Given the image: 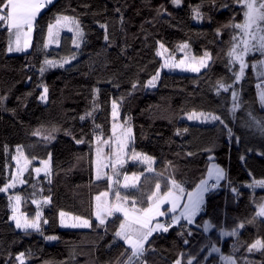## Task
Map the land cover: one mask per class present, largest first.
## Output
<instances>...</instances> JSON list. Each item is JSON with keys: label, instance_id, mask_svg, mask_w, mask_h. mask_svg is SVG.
I'll return each instance as SVG.
<instances>
[{"label": "trees", "instance_id": "1", "mask_svg": "<svg viewBox=\"0 0 264 264\" xmlns=\"http://www.w3.org/2000/svg\"><path fill=\"white\" fill-rule=\"evenodd\" d=\"M197 6L203 17L200 20L193 19L192 9ZM57 15L80 20L85 37L79 49L73 46L70 34L61 35L58 47H44L48 25ZM242 21V9L235 0H182L179 7L171 0H56L39 15L28 52L8 55L7 33L0 29V97H7L0 105V187L14 175L12 157L17 146H22L29 159L35 157L33 164L51 154V174L38 179L32 170L25 174L27 182L16 191L21 196V210L33 213V199L52 198L41 210L43 234H17L10 221L8 193L0 192V264H18L15 257L21 252L26 264H116L122 259L127 246L114 236L118 221L113 223V217L98 227L94 218V199L107 191L109 184L93 178V143L96 135L102 140L111 135L114 100L122 120L132 128V148L155 160L154 171L142 176L138 188L126 192L134 196L139 207L147 206V196L157 181L163 190L170 175L182 182L186 192L206 178L212 163L224 169L227 177L205 194L204 211L196 218L200 226H187L192 235L175 226L150 238L154 251L146 254L147 264H174L177 258L187 264L192 257L193 264H224L222 256H230L236 264H264V254L247 250L256 239L264 241V218L247 222L255 216L258 204L264 203V189L248 187L253 179H264V136L243 127L249 111L264 117L257 75L251 68L260 54L246 57L249 67L234 85L243 102L236 119L228 111L232 107L231 89L216 94L217 81L234 84V73L239 71L238 64H228L227 56L234 43L232 36L239 30L224 25ZM100 24L108 25L107 42ZM158 42L170 52L182 44H188L195 56L208 51L212 55L210 66L196 75L163 72L157 86L147 90L144 85L161 67ZM72 54L76 59L70 64L47 67L40 73L46 59L60 61ZM133 83L138 85L135 90ZM42 85L49 89L47 103L38 98ZM94 106L98 107L93 112ZM194 110L220 115L233 136L229 137L218 122L184 121ZM86 112H93L92 117L81 121L79 117ZM53 127L59 131L51 141L31 134L37 128ZM81 138L85 143L77 144ZM144 170L135 164L127 166L124 173ZM60 211L88 219L92 227L60 231ZM205 221L213 225L208 232L202 228ZM241 223L243 228H239ZM234 229L237 236L222 235ZM182 231L184 235L179 234ZM47 236L57 239L47 240ZM213 246L220 251L211 252Z\"/></svg>", "mask_w": 264, "mask_h": 264}, {"label": "snow or ice", "instance_id": "2", "mask_svg": "<svg viewBox=\"0 0 264 264\" xmlns=\"http://www.w3.org/2000/svg\"><path fill=\"white\" fill-rule=\"evenodd\" d=\"M54 0H0V29H3L7 33V47L8 53L12 52H26L32 43V35L37 24V17L41 11L47 6L53 4ZM174 6L179 7L182 0H171ZM235 2L241 7L243 13V21L240 23H230L224 25V27H231L238 29L239 33L232 36V43L227 56L229 57L228 64L239 65L238 73H234L235 81L234 84H225L223 80L217 81L216 94L219 96L221 90L225 93H229L232 101V107L228 110L232 119H236V112L242 107V101L240 99V92L235 88V84H239L241 79L245 75V69L249 67V63L246 61V57L255 53L260 54V59L251 64V68L257 71L258 77H264V0H235ZM227 7V5H225ZM119 12V9H116ZM193 19H202V14L199 7H193ZM123 18L121 17V21ZM104 29V40L109 41L108 25L100 24ZM67 30L68 32L74 33V39L72 40L73 46L77 49L80 48L81 43L84 40L85 33L81 28L80 20L76 17L69 15H57L55 22L50 23L47 28L48 42L45 43L44 47L47 48L50 43L59 44V33L61 30ZM219 35V29L217 30ZM159 48L164 52L168 50L165 48L163 43L158 42ZM181 50L187 49L188 44L180 45ZM158 56H162L163 52L157 51ZM76 59V55L72 54L69 57H64L60 61L45 60L44 65L39 71L43 74L47 67H61L63 68L66 64H70L72 60ZM212 55L208 51H205L202 56L191 58V63L184 69L187 71L199 73L202 69H207L210 66ZM185 65V61L182 59L178 64H170L168 60H165L163 67H181ZM159 71L152 76L144 85L145 87H156V82L159 79ZM42 92L38 97L43 103L48 101V87L42 85ZM138 87L136 83L132 84V89L135 90ZM259 90V102L262 109H264V84L258 83L256 85ZM98 92V90H96ZM7 99L6 96L0 97V105ZM94 106L93 112L96 110ZM111 116L113 119L112 124V136L108 139L103 140V144L111 148L112 144L116 145L114 152L107 154L103 153L102 147L96 148V162H95V179L97 181L106 179L109 182V187L115 183L124 189H136L137 184L140 180V176L136 173H132L131 176L123 174V183L119 179L113 180V177H120L121 172L119 169L123 168L128 162L126 159L129 158L132 161H138L147 164V171H154L153 164L155 160L153 157L147 154L136 152L134 148L130 149V144L134 143V135L131 126L128 125V121H124L123 124H117L115 121L119 115V105L117 101H113L111 104ZM93 112H86L85 115H81L79 119L84 121L88 117H92ZM187 119L190 121H198L200 123H216L222 125L224 129H227L229 137L233 136V131L220 115L213 114L211 112L204 111H191L187 113ZM249 119L244 122L243 127L254 129L261 136H264V117H257L251 111L248 112ZM98 128L99 125H96ZM121 129L117 133V129ZM59 129L56 127L49 129L37 128L31 134L33 136L41 137L44 141H51L55 139L53 135L58 132ZM187 132L188 129L183 130ZM66 135H71L69 132H65ZM180 133L177 132V135ZM97 144L101 142V136L96 135L95 137ZM237 141L239 137L236 138ZM77 144L85 143L84 139L76 140ZM5 151L7 149L5 148ZM210 151V149H209ZM192 155V153H188ZM16 162L15 174L10 177L8 183L3 187H0V192L8 193L10 189H14L17 183L23 185L27 181L23 179V174L28 170V166L32 163V159H29L24 154V148L17 146L16 155L12 157ZM211 159V157H210ZM243 159V157L241 158ZM21 161L23 164L21 165ZM51 154L46 160H41L40 164L43 167H35L33 171L39 176L40 173H44L45 177H50L51 174ZM171 165V162H168ZM111 169V175H109L105 169ZM163 176V173H158ZM226 173L224 169L213 164L207 172V179H202L198 185H196L193 191H187L184 188L182 182H178L173 176L165 178L164 188L162 190L161 182L155 183V190L147 196V206L138 207L137 201L132 195H122L119 191L115 192V200L113 203H109L107 197L109 193L107 191L100 193L95 197L96 200V211L95 219L98 221L99 226H105L108 223L109 217H114L113 223L118 221V228L114 231V236L119 240L123 241L127 248L124 253L121 254L122 259H117L116 264H147L146 254L149 251H154L149 243L150 238L155 233H167L170 228L180 226L187 230L188 225L197 224L196 218L204 211L205 206V194L218 187L221 180H225ZM213 180L214 183H209ZM49 183L51 180L49 178ZM35 187V185L33 186ZM248 187L255 188L259 187L264 189V179H253ZM233 191H236L233 189ZM35 195V193H33ZM102 197L104 199L102 200ZM186 197V199H185ZM8 199L10 203L12 215L10 219L15 223L17 229H21L27 232L29 229L41 234V205L51 203V196L43 197L42 199H33L32 203L36 205L37 211L35 216L28 218L26 215H17L19 211V205L21 202L20 195H9ZM264 200V198H261ZM130 202V206H129ZM143 203V201H141ZM165 205H168L165 208ZM179 211V214H176ZM119 213L122 219L115 217V214ZM172 214V215H169ZM59 216L61 218V226L69 228L78 227H92L88 219H83L79 216L71 217L72 223H66L64 218L69 216V213L60 211ZM161 217H168L167 222H161ZM257 218H264V203L258 204V211L255 216L252 217L248 223H255ZM181 221L186 222L181 224ZM44 224H47V219L43 220ZM245 225L241 223L239 228H243ZM213 225L205 221L202 225L203 231L208 232L212 229ZM107 230V228H105ZM180 235H184V232H180ZM187 234L192 235L191 230H187ZM237 230L234 229L231 232H223L224 236H237ZM47 240H56V236H47ZM187 244L189 241L185 239L183 241ZM147 245V247H146ZM248 252L259 251L264 254V241L256 239L250 246H248ZM220 249L213 246L211 252H219ZM211 252L209 254H211ZM195 257L187 259V264H193ZM222 260L226 264H236L230 256H222ZM15 260L18 264H26L25 253L21 252ZM174 264H182V258H177Z\"/></svg>", "mask_w": 264, "mask_h": 264}, {"label": "rangeland", "instance_id": "3", "mask_svg": "<svg viewBox=\"0 0 264 264\" xmlns=\"http://www.w3.org/2000/svg\"><path fill=\"white\" fill-rule=\"evenodd\" d=\"M63 34H70V35H72V37H73V39H74V33L73 32H68L66 29L65 30H61L60 31V33H59V37H58V40L60 41V37H61V35H63ZM47 42H48V36H47ZM58 45L59 44H56V43H50L49 44V46L47 47V48H56V47H58ZM166 48V47H165ZM167 49V48H166ZM168 50V49H167ZM157 51H161V52H163V55L162 56H158L159 58H160V60H161V67H160V69L158 70L159 71V73H160V75H159V78H160V76H161V74L163 73V72H168V73H178V74H193V75H196V74H199L200 72H202L204 69H202L199 73H195V72H191V71H187V70H184L192 61H191V58L193 57V56H195L194 54H193V51H192V49L189 47V45H188V48L187 49H183V50H181V48L179 47L175 52H170L169 50L167 51V52H164L162 49H160L159 48V44H158V50ZM202 56V55H201ZM196 57H200V56H196ZM184 60L185 61V65H183V66H181V67H171V68H169V67H163V65H164V63H165V60H168V62L170 63V64H173V65H175V64H178V62L180 61V60ZM258 80H261V78H259L258 77V79H257V81ZM158 81H159V79L157 80V82H156V86H157V84H158ZM260 82V81H259ZM155 87H146V89L147 90H152V89H154ZM111 111H112V109H111ZM184 119V121H187L188 123H190V124H208V123H200V122H198V121H190V120H188L187 119V116H185V118H183ZM113 119H112V116H111V135L109 136V137H111L112 136V124H113ZM115 123H117V124H123L124 123V121L122 120V118H121V115H120V110H119V115H118V118H117V120L115 121ZM121 131V129H117V133H119ZM40 139H42L41 137H40ZM108 139V138H107ZM44 141V140H43ZM46 142V141H45ZM102 147V149H103V153L104 154H107V153H109V152H114L115 150H116V145L113 143L112 144V146H111V148H109L107 145H104L103 144V140L101 139V142H100V144H97V141H96V139H94V143H93V178H94V180L95 181H97L96 179H95V162H96V148L97 147ZM130 149L132 148V144H130ZM49 157H47V159H48ZM126 159L128 160V162L124 165V167L123 168H121V169H119V171L121 172V176L120 177H113V180L115 181L116 179H119L120 181H121V183H123V174H126V173H124V170L126 169V167L127 166H129V165H135V164H140V165H142L143 167H144V171L143 172H140V173H136L137 175H139L140 176V180H141V178H142V176L143 175H146V174H149V173H152V172H149V171H147V164H145V163H141V162H138V161H132L131 159H129V158H127L126 157ZM44 160H46V159H44ZM14 162H15V160H14ZM34 163H35V161H34ZM38 163V164H37ZM23 164V161H21V165ZM214 163H212V164H210V166H209V168L213 165ZM34 165H36V166H34ZM50 165H51V161H50ZM154 165H155V163L153 164V168H154ZM216 165V164H215ZM35 167H43V165H41L40 164V161H38V162H36V164H33V162L28 166V170L23 174V179H24V176H25V174L29 171V170H32L33 171V169L35 168ZM208 168V169H209ZM15 171H16V162H15ZM15 171H14V174H15ZM105 171L109 174V175H111V169L110 168H108V169H105ZM33 174H34V177L35 178H39V177H44L45 175H44V173L42 172V173H40L39 174V176H37V174L33 171ZM129 176H131L132 174H128ZM205 179H207V176H206V178ZM106 180V179H105ZM140 180H139V182H140ZM222 181V180H221ZM220 181V182H221ZM139 182H138V184H137V188H138V185H139ZM209 183L211 184V183H214V181L213 180H210L209 181ZM108 184H109V182H108ZM23 185H25V184H23ZM23 185H21V184H19V183H17V186H16V188H14V189H10L9 190V192H8V196L9 195H17L16 194V191L19 189V188H21ZM129 190H133V189H124L123 187H120L119 185H116L115 183H113L112 185H111V188L109 187V189L107 190V192L109 193V195H108V197H107V200H108V202L109 203H113L114 202V200H115V192L116 191H119L122 195H126V192H128ZM105 192V191H104ZM13 193H15V194H13ZM104 199V197H102V200ZM186 199V198H185ZM10 202V201H9ZM10 203H15V201H12V202H10ZM96 200L94 199V218H95V211H96ZM34 206H35V211L33 212V213H26V212H23L22 210H21V202H20V205H19V211H18V213H17V215L19 216V215H21V214H24V215H26L28 218H32V217H34L35 216V213H36V211H37V207H36V205L35 204H33ZM45 204H42L41 205V209H40V211L42 210V208H43V206H44ZM129 206H130V202H129ZM138 206V205H137ZM139 207V206H138ZM168 207V205H165V208H167ZM10 209H11V207H10ZM176 214H179V211L176 213ZM11 215H12V212H11ZM11 215H10V217H11ZM169 215H172V214H169ZM41 216H42V212H41ZM115 216H120V214L119 213H116L115 214ZM71 217H75V216H73V215H70L69 214V216L68 217H65L64 218V220H65V222L66 223H72L73 222V220L71 219ZM121 217V219H122V216H120ZM113 217H109L108 218V220H111ZM168 217H161L160 218V220H161V222H166V219H167ZM96 220V219H95ZM10 221L13 223V225H14V227H15V223L10 219ZM98 222V221H97ZM41 224H42V218H41ZM59 227H60V231H62V230H85V229H88L89 227H78V228H69V227H63V226H61V218H60V216H59ZM28 231H34V230H31V229H29ZM15 232L18 234V233H20V232H24L23 230H21V229H17L16 227H15ZM155 234H157V233H155ZM118 239V238H117ZM119 240V239H118ZM119 241H121V240H119ZM122 243H124L123 241H121ZM127 246V245H126ZM224 264H226V262L224 263Z\"/></svg>", "mask_w": 264, "mask_h": 264}, {"label": "crops", "instance_id": "4", "mask_svg": "<svg viewBox=\"0 0 264 264\" xmlns=\"http://www.w3.org/2000/svg\"><path fill=\"white\" fill-rule=\"evenodd\" d=\"M54 1H56V0H54ZM49 6H50V5H49ZM47 7H48V6H47ZM47 7H46V8H47ZM46 8H44V9L41 11V13H42ZM41 13H40V14H41ZM40 14H39V15H40ZM38 17H39V16H38ZM38 17H37V19H38ZM33 33H34V32H33ZM32 41H33V35H32ZM46 43H47V37H46ZM31 45H32V43H31ZM30 49H31V46L29 47V49H28L26 52H28ZM6 52H7V51H6ZM26 52H19V53H17V52L8 53V52H7V54H8V55H18V54H23V53H26ZM255 72H256V75H257V71H256V70H255ZM259 78H261V80H258L257 82L260 83V84H264V77H259ZM257 79H258V76H257ZM259 81H260V82H259ZM258 83H257V84H258ZM257 91L259 92L258 89H257ZM258 99H259V96H258Z\"/></svg>", "mask_w": 264, "mask_h": 264}]
</instances>
